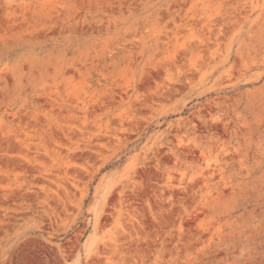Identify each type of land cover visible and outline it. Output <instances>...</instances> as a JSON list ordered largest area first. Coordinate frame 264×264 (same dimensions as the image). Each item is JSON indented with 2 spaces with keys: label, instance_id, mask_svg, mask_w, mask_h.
Returning a JSON list of instances; mask_svg holds the SVG:
<instances>
[{
  "label": "rangeland",
  "instance_id": "1",
  "mask_svg": "<svg viewBox=\"0 0 264 264\" xmlns=\"http://www.w3.org/2000/svg\"><path fill=\"white\" fill-rule=\"evenodd\" d=\"M0 264H264V0H0Z\"/></svg>",
  "mask_w": 264,
  "mask_h": 264
}]
</instances>
